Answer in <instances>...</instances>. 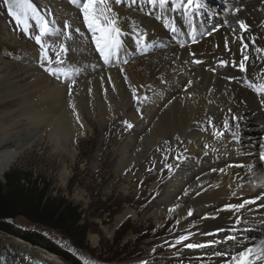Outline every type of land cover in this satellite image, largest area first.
I'll return each instance as SVG.
<instances>
[{
  "label": "bare ground",
  "instance_id": "bare-ground-1",
  "mask_svg": "<svg viewBox=\"0 0 264 264\" xmlns=\"http://www.w3.org/2000/svg\"><path fill=\"white\" fill-rule=\"evenodd\" d=\"M108 2L117 14V26L122 29L121 47L109 62H103L93 46L92 33L82 22L81 11L78 13L64 0H49L60 29L64 31L67 24L72 30L70 39L58 34L57 40L67 47L72 78H78L79 88L84 89L77 100L67 98V87L44 72L37 64L38 59L29 56L21 60L0 58V96L6 101H17L19 115L26 117L35 130L46 128L52 138H63L71 144L88 135L80 110L82 107L89 110L95 90L97 101L89 113L96 110L105 122L102 129H113L119 121L134 124L119 146L118 166L125 167L135 159L149 158L153 154L154 157L164 155L163 161L170 160L166 152L155 148L163 146L167 140H170L168 152L177 153L179 149L183 158L188 155L177 174L155 188L152 200L153 205L156 201L161 203L159 197L165 189L163 202L174 216L169 220L180 218L177 231L169 239L175 249L188 241L176 245V239L187 232L193 233L190 242L207 245L194 249L183 246L179 255L201 258L189 264H227L231 256L244 247H264V207L260 200L240 213L222 210L226 204L264 194V166L258 160L259 152L264 150V95L257 94L255 87H249L264 84V60L257 59L264 56V52L256 53L250 45L246 73L218 65L221 59L227 60L229 65L240 59L238 20L243 19L250 25L246 35L256 38V47L264 48V0H223L232 18L225 23L222 15L211 26H207L205 20L204 26L203 16L198 17L196 44L184 30L177 40L173 39L165 31V15L142 0ZM237 7L242 11L234 14ZM213 27H219V31L212 36L203 35ZM138 35L145 37L146 52L138 42ZM225 36L232 49L230 53L223 47ZM182 44L185 47H180ZM190 53L196 55L193 57ZM125 58H129L127 63H120ZM192 59H201L204 63L196 65L190 62ZM212 67L216 68L215 73L207 70ZM189 80L193 83L187 86ZM133 88L138 96L148 95L149 98L142 102V118L140 111H136L139 104L134 102ZM233 115L239 120L231 121ZM210 117L215 128L209 126ZM226 119L235 126L218 141L212 133ZM130 151L135 152L134 155ZM18 156V151L0 152V176ZM233 164H251L254 168L249 172L247 168L229 167ZM219 169H224V173ZM190 209L194 217L188 215ZM237 215L241 216L239 222ZM128 216L135 217L136 212L127 210L118 220ZM155 216L157 224H161L162 213L157 212ZM206 216L209 218L205 219ZM228 235H235L236 240H226ZM233 249L235 254L230 253ZM1 256L4 261L0 259V264H33L34 260L42 264H65L49 251L0 232ZM173 258L179 259L176 255Z\"/></svg>",
  "mask_w": 264,
  "mask_h": 264
},
{
  "label": "rangeland",
  "instance_id": "rangeland-1",
  "mask_svg": "<svg viewBox=\"0 0 264 264\" xmlns=\"http://www.w3.org/2000/svg\"><path fill=\"white\" fill-rule=\"evenodd\" d=\"M64 1L80 13L83 0H76L75 3L73 0ZM108 1L116 3V0ZM30 2L53 29L59 30L42 37L51 62L42 59L40 47L35 42V36L39 34L35 19L30 18L29 31H23V25H18L8 14L4 0H0V58L21 60L29 56L38 59L37 64L44 72L52 77L55 76L58 82L67 87V98L74 97L77 100L84 89L79 88L78 78H72L73 70H70L72 65L68 54L61 52L60 59L63 63L56 62V53L61 51L62 45L58 43L57 35L62 34L64 38L70 39L69 33L72 30L69 27L64 31L60 29L49 0H30ZM82 16L81 12V18ZM217 18L219 21L221 16ZM93 46L95 47L94 44ZM128 59L125 58L120 63H125ZM49 68L55 71V75L48 71ZM69 76L71 79L66 81ZM93 95L94 99L92 98L90 102L89 110L87 111L85 107L80 110L81 119L85 118L86 125L84 122L83 124L87 127L88 135L71 144L65 142L63 138L60 140L52 138L46 128L35 130L26 117L19 115L17 101H6L0 96V143L5 140L0 152L12 150L19 152L18 158L7 171L14 166L23 169L34 179L36 178L41 186H49L50 196L65 198L74 203L82 215L79 225L88 229L87 234L83 236L85 238H71L55 229L32 223L25 217L19 216L10 222L15 233L1 230L0 232L24 241L27 240L20 235L24 232L41 234L59 250L74 255L81 264L85 261L89 264H141L142 261H146V264H189L194 262L193 260L201 259L193 255L186 256V254L185 256L189 258L179 255L184 244L193 243L190 240L182 243L178 249L170 246L172 244L169 239L177 231L180 218L169 220L174 216L170 214L168 204L163 202L165 189L159 197L161 203L157 201L154 205L152 203L155 188L160 183L165 184L172 179L188 155L178 160L177 155H182L181 150L178 149L177 153L168 152L170 140H167L163 146L155 148L166 152L170 160L163 161L165 156L156 153L155 157L153 154L149 158L135 159L125 167L118 166L119 146L131 133L132 128L125 126V121H119L113 129H102L105 122L96 110L93 114L89 113L92 105L97 101L95 90ZM145 96L148 100V95L142 97ZM147 100L139 103L134 100L139 104L136 111H140L141 118L143 117L142 102ZM131 124L134 126L133 123ZM129 153L134 155L135 152ZM165 164H172V170L167 169ZM5 173L0 176V182H4ZM127 210L136 212V216H128L119 221L118 218ZM157 212L162 213L161 224L156 222ZM191 217H194L193 211ZM153 248L156 250L153 251ZM219 252L224 253L223 250ZM226 252L229 253L228 250ZM233 252L235 249L230 251L235 254ZM53 255L59 256L65 264H71L60 255L56 253ZM173 255L178 256L179 259L172 260Z\"/></svg>",
  "mask_w": 264,
  "mask_h": 264
},
{
  "label": "snow or ice",
  "instance_id": "snow-or-ice-1",
  "mask_svg": "<svg viewBox=\"0 0 264 264\" xmlns=\"http://www.w3.org/2000/svg\"><path fill=\"white\" fill-rule=\"evenodd\" d=\"M75 3L76 0H73ZM148 3L152 5H156L157 3L161 8L166 6H171L173 9H183L184 13L188 16H194L196 12H199L202 8L206 7V0H148ZM4 4L6 5V9L8 14L14 18L18 25H23V31H29V19L34 18L36 25L39 29V34L35 36V42L40 47V55L42 59L47 60L49 63L50 57L48 55V50L45 44L42 41V37L49 35L50 33L57 32L59 30L53 29L49 22L44 18L43 15L40 14L38 9L30 2V0H4ZM80 11L83 14V22L87 25L88 30L92 33L91 39L94 41L96 50L99 52L100 56L103 58L105 62H109L112 57L116 56L121 47L120 36L122 29L117 26V14L114 9L109 5L108 0H83L82 6L80 7ZM242 11L239 7L234 9V14H239ZM68 27L67 24L64 25ZM239 26V56L240 59L237 62L233 60L231 65L227 60L221 59L218 61L219 67L231 66L237 68L240 73H246L248 70V64L250 61V55L248 54V50L250 45L252 46L254 52L261 53L264 52V48L256 47L257 40L255 37H249L246 33L250 32V25L243 19L238 20ZM165 27H170L172 33L177 31L175 26H171L165 23ZM79 32V29H76ZM219 31V27H213L210 31L204 33L203 35L212 36L215 32ZM235 31V30H233ZM191 37V41L193 44L198 43L197 40V31L196 28L193 27L191 32L189 33ZM138 42L143 47V50L146 52L148 50L147 44L145 43V37L142 35H138ZM235 42V41H234ZM180 47H185V45H180ZM224 50L226 52H231L232 49L229 47L228 37H224ZM68 49L66 46L61 45V51L56 53V62L63 63L60 59L61 52L67 53ZM191 56H195V53H190ZM257 59L264 60V56H258ZM193 64L201 65L204 63L201 59H192L190 61ZM127 63V61H125ZM213 73L216 72V68L212 67L207 69ZM48 71L52 72L55 75V71L52 68H49ZM127 79V77H125ZM229 80L233 79V77H228ZM193 82L187 81V86H190ZM250 88L255 87V91L257 94L264 95V84H260L258 86H254L252 84L249 85ZM132 96L137 102H141L142 100H147V97H140L137 95V90L135 88L132 89ZM139 110V109H138ZM231 112V109H229ZM79 119V117H77ZM239 117L233 115L231 117V121H238ZM209 126L214 127L213 119L210 117L208 120ZM125 124L128 128H132L133 125L127 121ZM235 125L231 124L228 119L223 121V124L220 128H217L213 131V136L219 141L228 131H230ZM233 135H235L233 133ZM208 145H205L207 148ZM182 155H177V159H182ZM258 160L261 162V165L264 166V150H261L258 154ZM165 167L169 170H172V164H165ZM229 167L236 168H247L249 172L253 171L254 166L251 164H233ZM221 173H224V169H219ZM199 194V193H197ZM187 195V193H185ZM257 200H260L261 207H264V194L258 196L255 199H245L239 203H229L224 205L223 211H234L236 213H240L241 210L245 209L246 206L255 205ZM188 215H192V210L188 211ZM205 219L209 217H204ZM215 218V217H212ZM241 220V216L237 215L236 221L239 222ZM193 235L192 232H187L185 235H180L176 239V245L181 244L184 241L190 239ZM228 241L236 240L235 235H228L226 237ZM171 247H175V245H170ZM205 244L199 243H186L184 247L188 249L201 248L206 247ZM155 251V249H153ZM3 259V257H0ZM84 264H89L88 261H85ZM141 264H146V261H142ZM227 264H264V247L256 248L253 246L244 247L243 250H239L237 255L231 256V258L227 261Z\"/></svg>",
  "mask_w": 264,
  "mask_h": 264
},
{
  "label": "trees",
  "instance_id": "trees-1",
  "mask_svg": "<svg viewBox=\"0 0 264 264\" xmlns=\"http://www.w3.org/2000/svg\"><path fill=\"white\" fill-rule=\"evenodd\" d=\"M48 187L41 186L36 178L23 169L14 166L7 171L4 182H0V230L15 233L9 220L22 216L32 223L55 229L71 238H85L83 236L88 229L79 225L82 215L77 206L65 198L50 196ZM20 235L60 255L71 264H81L74 255L59 250L41 234L28 231Z\"/></svg>",
  "mask_w": 264,
  "mask_h": 264
},
{
  "label": "water",
  "instance_id": "water-1",
  "mask_svg": "<svg viewBox=\"0 0 264 264\" xmlns=\"http://www.w3.org/2000/svg\"><path fill=\"white\" fill-rule=\"evenodd\" d=\"M9 221H12V219H10ZM1 257H3V256H1ZM3 261H4V258L2 259V262H3ZM37 263H40V262L37 261ZM35 264H36V263H35Z\"/></svg>",
  "mask_w": 264,
  "mask_h": 264
}]
</instances>
